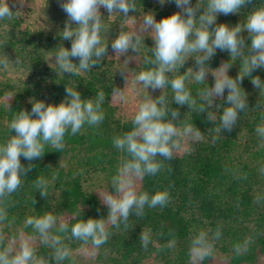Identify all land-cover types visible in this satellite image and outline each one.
Segmentation results:
<instances>
[{
  "label": "trees",
  "instance_id": "1",
  "mask_svg": "<svg viewBox=\"0 0 264 264\" xmlns=\"http://www.w3.org/2000/svg\"><path fill=\"white\" fill-rule=\"evenodd\" d=\"M153 1L133 0L135 11H130L127 17L119 12L113 19L107 13L101 15V43L108 47L89 71L74 68L72 73H63L59 70L56 53L66 44L68 47L64 48L71 47V40L63 38L65 27L44 34L18 29L13 15L0 19V143L15 135L9 124L19 111L31 109L32 99L58 104L66 96V87L79 91L82 99H95L98 93L104 94L101 105L104 119L99 124H85L75 135L66 133L62 149L45 144L41 157L31 161L21 157V164L31 165V170L21 177V186L14 193L0 199V211L5 215L0 221V254H15L9 250L8 242L20 230L36 238L32 264H57L54 248L43 243L39 232L26 224L28 218L52 214L56 225L50 233L59 236L62 246L67 248L68 256L60 262L67 264L74 261L71 251L85 245L72 237L71 226L88 218L103 219L105 223L109 209L102 199L85 188L83 176L89 171L111 173L113 170V174H117L130 154L117 149L114 139L134 127V117L120 119L113 104L114 89L120 87L121 74L118 64L109 56L111 43L119 33H126V20L147 10ZM192 1L201 5L198 17L204 10L205 0ZM259 6H264V0H246L238 13L219 14L216 24L227 22L230 25L238 20L244 27L249 12ZM157 9L158 21L173 14L170 9ZM69 25L76 26L71 21ZM214 28L215 25L210 26V30ZM130 34L141 41L138 51H128L138 58L140 72L154 67L145 63L146 57H152V37ZM244 38L250 43L248 33ZM70 59L73 64H79L78 58ZM9 72L15 75L8 76ZM166 76L169 80L186 76L185 87L194 103L175 104L170 85L147 90L151 91L153 99L165 95L169 111L178 110L174 127L190 126L204 138L195 141L189 152L172 153L171 159L156 157L159 171L155 175L141 176L137 194L147 192L151 196L165 191L167 202L156 207L145 205L139 215L130 210L129 218L118 226L105 224L109 237L99 248L93 247L95 259L100 264H145L147 261L213 264L214 253L219 250L226 257L221 264H255L264 256V138L256 132L264 122V103L248 117L237 118L231 131L220 130L219 118L227 104L224 97H217L213 108L200 110L203 101L199 93L213 86V76L196 82L190 67H180L179 63ZM6 97L8 101H3ZM165 119H171L170 113ZM70 160L75 162L73 168H67L73 163ZM38 178L45 181L43 189L37 186ZM64 223L68 224V230L58 231ZM217 231L220 232L218 238L215 237ZM142 232L150 235L147 247L142 246ZM201 233L213 245L210 255L203 259L192 252V241Z\"/></svg>",
  "mask_w": 264,
  "mask_h": 264
},
{
  "label": "clouds",
  "instance_id": "2",
  "mask_svg": "<svg viewBox=\"0 0 264 264\" xmlns=\"http://www.w3.org/2000/svg\"><path fill=\"white\" fill-rule=\"evenodd\" d=\"M161 4L167 0H159ZM180 11L163 17L159 21L153 15H145L143 24L146 30H153L154 47L152 57L145 58V63L153 65L148 70L141 71L136 80L142 82L146 89H163L166 86L173 90V100L177 105L188 106L192 100L190 91L185 87L186 76L169 80L166 73L170 72L178 63L183 65V57L198 53L195 63L198 66L194 73V80H205L206 62L216 53L217 49L226 50L230 56L240 58L244 69V76L235 79L228 75L232 65L223 63L217 70L212 87L202 90L199 95L203 101L201 111L213 108L217 97H224L228 106L223 107L220 115V130L231 131L235 125L238 113L247 107V100L241 95L240 82L243 77L250 76L252 85L257 89L264 88V81L259 76H251L256 69H264V6L254 7L246 18L243 32L248 33L250 43L245 42L241 35L242 29L237 24L230 27L227 24H216L219 14H235L245 5L246 0H205L203 12L197 17L201 5L193 6L192 0H173ZM61 8L69 21L75 27L66 26L63 38L71 40L70 49L62 47L55 55L56 64L63 73H72L74 68L89 71L96 62L105 55L107 44L101 43L102 16L100 9L108 13L119 12L128 16L135 11L133 0H61ZM14 14L8 0H0V19L9 18ZM215 25L214 30L210 26ZM139 37L121 32L111 43L115 53L126 54L129 50L138 51ZM71 58H78L79 64L72 63ZM96 58L95 60L93 58ZM239 86V87H238ZM66 96L58 104L45 103L43 100H30L31 109L19 111L9 124L10 138L0 143V199L14 193L21 186V177L31 170V165L21 164V157L31 161L42 156L45 144L54 146L57 150L63 148L65 134H77L85 124L97 125L104 119L101 105L104 101L103 92L95 99H82L81 93L66 87ZM119 92V89H114ZM216 105V108H219ZM170 120L165 117L169 116ZM179 115L178 110L169 111L167 98L161 94L155 99H148L141 103L133 118V129L122 137L114 139V146L130 154V159L123 162L117 175L112 178V186L116 195L106 194L103 203L109 209L113 225L118 226L121 221L129 218L130 210L139 215L145 205L149 207L163 206L168 199L165 191H157L149 196L147 192L137 194L133 186V177L145 174L155 175L160 169L156 157L171 159V147L174 146V136L177 130L174 120ZM211 120V116H208ZM186 134L200 135L192 127H185ZM257 134L264 138V127H257ZM37 186H45L42 178L37 179ZM43 195V191L40 193ZM5 215L0 211V221ZM27 225H31L39 232L42 242L54 248V260L57 264L67 258L68 250L63 247L59 236L50 233L56 225V218L52 214H45L38 218H28ZM69 228L67 223L61 224L58 231L65 232ZM72 237L84 242H91L93 247L99 248L109 237L103 219H81L71 226ZM220 232L215 233L218 238ZM143 247H147L150 235L142 232L140 236ZM213 245L204 233L193 239L192 252L203 259L210 255ZM239 249H237L238 251ZM34 250L25 240L19 251L9 256L6 252L0 254V264H32Z\"/></svg>",
  "mask_w": 264,
  "mask_h": 264
},
{
  "label": "rangeland",
  "instance_id": "3",
  "mask_svg": "<svg viewBox=\"0 0 264 264\" xmlns=\"http://www.w3.org/2000/svg\"><path fill=\"white\" fill-rule=\"evenodd\" d=\"M9 7L14 12L13 16L17 18V28L20 30H30L33 32H43L47 34L56 30H61L68 25L69 19L66 13L61 8V0H8ZM193 6L195 2L192 1ZM156 7L160 10L170 9L172 13L180 11L175 5L173 0H167L164 4H161L159 0H154L153 5L145 11H141L139 15L135 17H129L125 24L127 25L126 33H135L138 36L153 37V30H146L144 28L143 20L145 15H153L155 20L158 21ZM157 9V10H158ZM101 15L105 13L109 14V18L113 19L116 12L108 13L106 9H100ZM227 24V22L220 23ZM237 24L242 29L241 35L246 37L247 32H243V26L238 20H233L230 27H234ZM133 30V32H131ZM64 47H68L67 44ZM110 58L114 59L119 66V73L121 74V81L119 92H116L113 97V104L117 108V116L122 120H128L134 117L139 109L141 103L148 99H152L153 95L151 91H148L143 85L136 80V76L140 73L139 60L137 57L132 56L129 52L121 55L119 52L115 53L114 50H110ZM198 53H192L183 57L184 63L190 67V70L196 71L198 66L195 63V56ZM218 61V63H216ZM223 63L232 65L228 70V75L235 79L238 75L244 76L243 65L241 64L240 58L232 57L226 50L217 49L215 55L206 62V73L205 76H213L214 82L215 77L220 75L216 69H218ZM15 74L9 72L8 76ZM251 76H259L264 81V69H256L251 73ZM241 95L247 100V107L238 113L239 119L248 117L252 111L259 109L264 103V88L257 89L251 83V77H243L241 82ZM239 87V86H238ZM227 96V89L225 90L224 97ZM8 97L4 98L3 101H8ZM2 103V100H0ZM227 103V101H226ZM228 103L226 104V107ZM261 127H264V122ZM177 134L174 139V146H172V153L175 155H181L185 152L192 150V144L195 141H199L204 137L202 135L186 134L184 128L175 127ZM73 162V163H71ZM68 167H74V161L70 160ZM117 175L111 173H103L100 171L94 172L89 171L83 176L85 188L94 192L100 199L103 200L106 194L116 195L115 190L112 186V178ZM141 183V176L133 177V186L135 191L139 189ZM110 215L108 214L105 219V224H111ZM34 237H29L25 232H16V236L10 238L9 250L16 253L20 249V245L26 240L30 247L33 248L37 241ZM71 255L73 256V262H67V264H100L95 259V251L92 245L85 244L79 248L72 250ZM226 260V257L219 250L214 253L213 264H221ZM147 261L145 264H157L156 262ZM255 264H264V256H261Z\"/></svg>",
  "mask_w": 264,
  "mask_h": 264
}]
</instances>
